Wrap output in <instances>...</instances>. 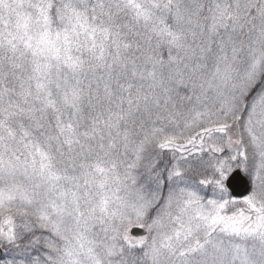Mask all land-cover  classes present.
Returning <instances> with one entry per match:
<instances>
[{"label":"snow or ice","instance_id":"obj_1","mask_svg":"<svg viewBox=\"0 0 264 264\" xmlns=\"http://www.w3.org/2000/svg\"><path fill=\"white\" fill-rule=\"evenodd\" d=\"M0 264H264V0H0Z\"/></svg>","mask_w":264,"mask_h":264}]
</instances>
